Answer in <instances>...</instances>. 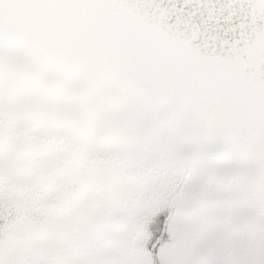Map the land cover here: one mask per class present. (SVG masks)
Here are the masks:
<instances>
[{"label": "snow or ice", "instance_id": "snow-or-ice-1", "mask_svg": "<svg viewBox=\"0 0 264 264\" xmlns=\"http://www.w3.org/2000/svg\"><path fill=\"white\" fill-rule=\"evenodd\" d=\"M0 264H264V0H0Z\"/></svg>", "mask_w": 264, "mask_h": 264}]
</instances>
